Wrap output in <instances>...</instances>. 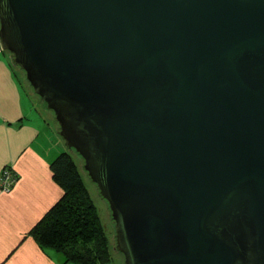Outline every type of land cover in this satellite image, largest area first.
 Listing matches in <instances>:
<instances>
[{
	"label": "water",
	"instance_id": "95a60500",
	"mask_svg": "<svg viewBox=\"0 0 264 264\" xmlns=\"http://www.w3.org/2000/svg\"><path fill=\"white\" fill-rule=\"evenodd\" d=\"M0 46L124 264H264V0H0Z\"/></svg>",
	"mask_w": 264,
	"mask_h": 264
},
{
	"label": "crops",
	"instance_id": "0c3cea01",
	"mask_svg": "<svg viewBox=\"0 0 264 264\" xmlns=\"http://www.w3.org/2000/svg\"><path fill=\"white\" fill-rule=\"evenodd\" d=\"M20 85L0 46V264H63L60 252L43 250L29 235L64 191L50 168L56 157L50 136L31 122ZM8 165L18 180L5 191L1 177Z\"/></svg>",
	"mask_w": 264,
	"mask_h": 264
},
{
	"label": "trees",
	"instance_id": "16d2710c",
	"mask_svg": "<svg viewBox=\"0 0 264 264\" xmlns=\"http://www.w3.org/2000/svg\"><path fill=\"white\" fill-rule=\"evenodd\" d=\"M50 168L64 193L29 235L43 250L62 253L63 264H114L110 232L71 152L58 153Z\"/></svg>",
	"mask_w": 264,
	"mask_h": 264
},
{
	"label": "rangeland",
	"instance_id": "374dc122",
	"mask_svg": "<svg viewBox=\"0 0 264 264\" xmlns=\"http://www.w3.org/2000/svg\"><path fill=\"white\" fill-rule=\"evenodd\" d=\"M5 52V51H4ZM6 53V57H8V52ZM14 70L17 72L18 77L20 79V86L22 95L24 98L25 103L28 104L29 110V118L31 122L37 125L42 135L50 136L51 139V146H52V154L58 155V153L62 152L64 149L69 150L66 146L62 138L57 133V124L54 119V115L51 111H49L45 106L46 104L33 92L32 87L26 82V78L24 76V72L18 66L13 65ZM48 124V125H47ZM51 124V125H50ZM59 148V149H58ZM74 161L77 163L78 167L80 168L83 179L85 184L91 190L92 196L95 199V202L99 208V213L104 217V224L107 230L110 232V239H111V252L113 256V263L114 264H124L122 255L119 251H117L115 247V238L113 234L114 224L111 218V213L108 208L106 201L100 196L98 188L96 185L88 178L86 171L83 168V159L77 154L74 150H69ZM55 152V154H54ZM113 244V245H112ZM62 254V253H61ZM62 259L65 260L64 256ZM70 264H75L74 262H70Z\"/></svg>",
	"mask_w": 264,
	"mask_h": 264
},
{
	"label": "built area",
	"instance_id": "2783aa9c",
	"mask_svg": "<svg viewBox=\"0 0 264 264\" xmlns=\"http://www.w3.org/2000/svg\"><path fill=\"white\" fill-rule=\"evenodd\" d=\"M18 180V175L13 168L8 165L3 169L1 177V186L5 191L11 190Z\"/></svg>",
	"mask_w": 264,
	"mask_h": 264
}]
</instances>
